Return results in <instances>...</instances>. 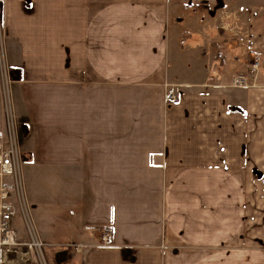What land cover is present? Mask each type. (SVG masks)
I'll return each mask as SVG.
<instances>
[{"label":"crops","instance_id":"0c3cea01","mask_svg":"<svg viewBox=\"0 0 264 264\" xmlns=\"http://www.w3.org/2000/svg\"><path fill=\"white\" fill-rule=\"evenodd\" d=\"M0 2L23 193L57 247L51 264L197 259L174 246L218 233L222 197L264 171V0ZM240 74L248 85L233 84ZM32 254L9 249L2 264H36Z\"/></svg>","mask_w":264,"mask_h":264},{"label":"rangeland","instance_id":"374dc122","mask_svg":"<svg viewBox=\"0 0 264 264\" xmlns=\"http://www.w3.org/2000/svg\"><path fill=\"white\" fill-rule=\"evenodd\" d=\"M3 8L4 4L0 2V137L6 141L13 137L21 149V124L10 90L14 72L9 66L8 42L4 31L5 19L2 15ZM189 40L190 37L184 35L181 41L188 43ZM213 54L220 56V52L215 49ZM256 63L262 65L260 56L256 55L254 60L252 59L251 72H256L257 69H254ZM215 197L217 196L211 197L212 204L217 203ZM222 198H226V218L212 222V229L217 228L218 233H211L210 236L205 234V243H190L184 240L180 242L179 239L180 243L174 244V252L176 251V253L185 249V251L193 250V252L201 254L197 259L187 260L181 264H188L189 262H195V264H264V171L260 169L255 174V172L246 170V172L241 173L238 179V195H227ZM213 213L217 214L218 212L212 210L211 214ZM70 217L69 212L64 213V223L62 224L64 227H66L65 221ZM17 219L22 220L21 217ZM23 225L21 222L18 226L16 221V230L19 233L23 228V232L28 238L25 224L23 223ZM61 238L64 237L61 236ZM56 249L57 247H44L46 263L42 261L35 250H29L33 252V260L36 264H51L49 256H54ZM202 255L204 258L201 257Z\"/></svg>","mask_w":264,"mask_h":264},{"label":"built area","instance_id":"2783aa9c","mask_svg":"<svg viewBox=\"0 0 264 264\" xmlns=\"http://www.w3.org/2000/svg\"><path fill=\"white\" fill-rule=\"evenodd\" d=\"M257 65L258 63L254 69ZM243 79L244 75L240 74L235 78L234 84L241 83ZM167 86L168 101L179 102V97L171 90L174 88L173 85ZM22 168V151L16 140L12 137L6 141L0 137V264L3 263V254L9 249L34 247L40 254L43 250V244L38 240L36 227L24 198ZM19 215L30 235L27 241H21L15 230V219ZM111 232V227H106L101 232L102 242L106 245L110 244Z\"/></svg>","mask_w":264,"mask_h":264},{"label":"bare ground","instance_id":"6f19581e","mask_svg":"<svg viewBox=\"0 0 264 264\" xmlns=\"http://www.w3.org/2000/svg\"><path fill=\"white\" fill-rule=\"evenodd\" d=\"M256 64H257V63H256ZM259 67H260V65L258 64L257 67H256L255 69L258 70ZM8 82H10V80H8ZM234 82H235V79H234V81H233V84H234ZM234 85H236V86H238V85H241V86H246V85H248L247 76L244 75V79L242 80V82L239 83V84H234ZM26 204H27V203H26ZM27 206H28V208H29V210H30V214H31V207H29L28 204H27ZM19 216H20V215H19ZM17 217H18V216H17ZM17 217H16V219H17ZM20 217H21V216H20ZM31 217H32V214H31ZM16 219H15V222H16ZM32 220H33V219H32ZM15 230H16V225H15ZM36 231H37V229H36ZM16 233L19 235V233H18L17 230H16ZM36 235H37V237H38V240L43 244V249H44V247H45L46 245H45L44 241L42 240V238L40 237L38 231H37ZM28 238H30L29 233H28ZM29 249H33V250H35L36 253H37V254L40 256V258L42 259V261H43L44 263H46V260H45V256H44V252H43V250H42V253L40 254V253L38 252V250H37L36 248H34V247H29ZM4 255H5V253L3 254V258H4Z\"/></svg>","mask_w":264,"mask_h":264}]
</instances>
